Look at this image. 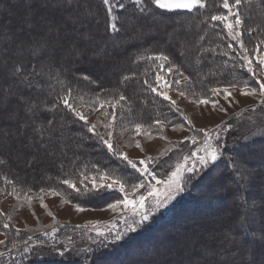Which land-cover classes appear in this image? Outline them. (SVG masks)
Segmentation results:
<instances>
[{
  "label": "trees",
  "instance_id": "obj_1",
  "mask_svg": "<svg viewBox=\"0 0 264 264\" xmlns=\"http://www.w3.org/2000/svg\"><path fill=\"white\" fill-rule=\"evenodd\" d=\"M40 1L0 0V36L7 40L6 43H2L1 47L6 44L9 45L0 51V151L4 152L7 157L0 155V159L5 161L4 164H0L1 189L22 192L52 190L71 196L73 192L62 184L61 180L71 178L73 172L79 174V172L84 171L88 172L89 175L95 174L96 168L104 172H113L120 177H126L129 182L132 180L128 175L129 171L125 168L116 167L115 161L106 154L107 150L95 143L94 136L88 134L81 122L68 123V121L77 118L65 108L62 103L63 97H67L75 107L83 105L84 101L94 104V107L100 105L102 101H116V116L123 124L131 126L140 124L147 127L156 124V120L163 122L179 120L177 114L171 110L172 108L163 102L157 94H154L150 87L157 85V75H165L161 71L166 66L169 67V63L180 73L185 71L194 74L195 87H193L202 93H206L216 85L241 84L246 78V72L240 69L239 57L242 55L240 45L224 33L221 22L211 20L212 15L224 12L223 0H203L205 7L193 9L190 13L186 11L180 13L165 12L161 16L159 15L160 10L154 9L157 12L156 16L150 19L140 17L138 21L139 13L135 5L129 0H123L127 7L123 10L117 9L114 12L116 18L112 23L117 25L118 31H106L111 19L105 12L102 0H54L55 3L59 4L57 6L59 9L53 10V14H50V10L48 11L46 6L39 5ZM72 1L73 4L70 5ZM230 4L235 5V0H230ZM89 6L96 12L94 19L92 17L85 18L81 13ZM235 8L241 15L244 33L249 32L246 27L253 26L262 31L261 34L258 31L255 32L257 36H260L259 39H264V0H242L239 7ZM245 10L246 13L243 12ZM128 16L134 17L128 20ZM178 18H184L187 21L182 23L183 27H180L178 32L171 36L169 32L173 34L172 26H175L176 22L174 25L170 21L178 20ZM152 19H163L170 23L169 25H161V34L145 35L146 30L139 28L138 24L140 22L149 24ZM248 19H252L253 24H249ZM5 20L8 21L4 24ZM78 22H85L86 28L91 27L93 23L94 26L100 27L102 33L99 34L96 31L92 38L91 45L95 50L105 48L111 44L110 41L113 38L119 41L127 39L135 27H137V39L122 44L117 48L119 50L115 52L110 51V54L106 56L104 66L98 67L95 66V63L92 65L87 63L86 66L89 67L90 71L77 73L75 71L77 69L75 67L76 62L77 60L83 62V56L74 54V49L72 45L70 46L72 44L71 38L67 42L58 39V36L57 38L54 37L55 39L49 38L50 29L48 28L55 24L66 29L69 25L73 28V24ZM20 29H25L28 34H21ZM250 33H247L246 37L252 38V41L253 37ZM28 39L35 41L36 48L34 49H40L36 55L32 54L34 49L27 53L20 49L21 42H28ZM18 41L19 43H17ZM12 43H17L19 47ZM263 43L264 40L261 46H264ZM229 45L232 47H228ZM69 50H71L72 58H70ZM158 56H166L168 59L166 61L149 59V57ZM160 65L163 67L161 68ZM20 66L23 68V75H12V71ZM102 69H106V72L102 73ZM25 76L27 79L24 78ZM125 77L128 79L125 80ZM8 91L11 94L1 98L2 94L4 96ZM21 96L28 100L30 106L37 109L36 114L40 119H31L33 113L26 111L25 105L21 103ZM120 96H124L125 99L120 101ZM79 99L81 100L80 103ZM107 105L108 110L111 111V105L108 103ZM49 109L51 111H48ZM4 114H9L11 117L6 123L1 122V119L6 116ZM48 118H54L58 126L65 125L63 129L55 133L57 151L51 155L54 157L52 162L47 161L45 157L39 158L44 156V152H39L34 164L36 167L34 172H26L27 169L22 166L17 168L10 156L11 144L14 143L12 141H27L28 139L39 141L41 139L39 133L33 132L32 127L25 125L34 124L39 128L46 124ZM85 136L91 138L82 139ZM44 139H47V136ZM63 144L69 146L65 149L66 155L59 150V146ZM77 144L80 146L77 147ZM262 148L264 145L260 149ZM255 152L256 150L251 151V155H255ZM93 164L96 165V168L92 167ZM120 164H123L122 161ZM250 164H252L250 161L242 160L239 163L241 166L239 171L246 170L243 169V165L250 166ZM217 165L220 169L214 170L213 167L198 178L192 186V195L182 198L162 219L147 226L140 233L130 234L129 237L115 241V243H112L113 241L107 243V247L103 245V242L92 246L89 264H101L100 253H105L106 257H110V260L115 262L114 264H137L138 262L169 264L172 255L166 256V249L168 248L165 247L168 244L173 245V248L170 247V249H173L175 255L176 253L179 254L180 249L187 248L188 243L193 248L196 240L199 242L205 240L207 242L205 249L215 250L221 257L218 260L217 258L214 260L201 259L195 264H216L217 262H220L219 264H247V262H243L246 249L240 242H235L233 239L244 230L250 232L253 237L256 235L264 236V190L261 191L263 188H259V186L253 190V187L259 184L257 179L253 181L255 183L249 184L240 176L241 184L238 185L235 179L233 181L230 175L232 172L228 171L227 164L223 165L218 162ZM262 165L264 174V164ZM246 172L248 171L246 170ZM217 179H219L218 182H215ZM228 181L231 184L227 186ZM221 189L225 191L221 195L223 202H212L211 197L215 198L214 195ZM112 197L113 194H106L102 200H108ZM77 198L79 197L77 196ZM239 199L245 200L247 205L240 206ZM252 200L262 204L255 208L250 202ZM227 202L237 205L236 210L229 211L226 208ZM209 209H212L213 212L216 211L219 217L211 219ZM178 213L184 214L183 218H186L184 220L176 219L175 216ZM240 219L244 220V225L239 227L233 225V228L229 229L230 223L236 224ZM165 224H167L165 228L157 231ZM197 224L210 234L202 238L200 233L198 235L192 230L188 231V227L197 226ZM194 234H196V238L192 239ZM41 237L37 236L44 242H55L54 239ZM157 237L158 239L153 242ZM64 239L65 237L62 238V240ZM104 240H106L105 237L102 238V241ZM134 240H139L135 242V246L132 248L127 246ZM262 240L261 244L253 246L256 256L253 262L257 264H261L263 261L264 239ZM123 245L127 247L122 248ZM146 250L148 252L145 254L141 253ZM196 251L198 252L199 249ZM159 257L165 258L159 262L157 260ZM191 257L193 256L189 258ZM43 261L47 260L44 259ZM68 262H71L70 264H83L80 259L63 261L62 258L55 256L51 258L49 264H66ZM27 263L39 264L40 260H31ZM180 263L179 260H174V264Z\"/></svg>",
  "mask_w": 264,
  "mask_h": 264
},
{
  "label": "rangeland",
  "instance_id": "obj_2",
  "mask_svg": "<svg viewBox=\"0 0 264 264\" xmlns=\"http://www.w3.org/2000/svg\"><path fill=\"white\" fill-rule=\"evenodd\" d=\"M129 1L134 4V0ZM72 4L73 1L70 3V5ZM113 4H115V0H113ZM39 5L46 6V9L48 11L50 10V14H53V10L59 9L57 7L59 4L55 3L54 0L50 2L48 0H41ZM85 9L81 11L84 17H92L94 19L96 16V12H94V10L90 6L88 8L86 7ZM115 11L116 10H114V12ZM232 11L238 12L235 7L232 8ZM114 12L112 13V17L110 18L111 23H113L116 18ZM243 12L246 13V10ZM218 15H228V10L224 9V12ZM132 17L134 16H128V20ZM63 18L64 17L62 16V20ZM178 20L170 21L172 24L176 22V25L174 24L175 26H172L173 34L169 32L171 36H173L174 33L178 32L180 27H183L182 23L187 21L184 18H178ZM7 21L8 20H5L4 24ZM66 21H68V19H66ZM170 22L163 19H152V22L149 24L138 22V26L139 28H144V30H146V33H144L145 35L152 33L161 34V25H169ZM234 22V17L230 16L228 23L234 24ZM248 22H250L249 24H253L252 19H248ZM222 25L224 28V33H226V35H228L230 39H232L231 35H229L230 30L225 27L224 23H222ZM48 29H50V32L48 34L49 38H57L58 36V39L64 40L65 42L69 41V38H71L70 40L72 41V44H70V46L72 45L73 49H78L80 52V56H83V62H81L80 60H77L76 62L75 67H77V69L75 71L77 73L90 71L89 67L86 66L87 63L89 65L95 63V66L98 67L104 66V63L107 59L106 56L110 54V51L115 52L116 50H119L117 48L122 44H127L129 43V41H135L137 39V27H135V29H133V33L127 39L119 41L118 39L113 38L112 41H110L111 44H109L105 48H98L95 50L91 45L93 35L96 31L99 34H101L102 32L100 31V27L98 25L94 26V23L93 25L91 24V27L88 28L85 27V22H78L73 24V28L69 25L66 29L61 27L59 24H55ZM77 29L79 30L77 31ZM248 29H250L251 31ZM254 29L256 28H254L253 26L246 27V30L251 32L250 35L253 37L252 41V38L248 39V37H246L247 33L249 32L244 33V31L242 30V25L237 30L242 31L240 40H242L244 47L248 49L247 54H249L253 59L252 67L256 75L253 76L252 74L246 72V78L243 83L237 84L235 88L229 87L228 90L232 93V96L228 100H225L222 95L213 94L211 91L212 88H210L206 93L197 91L194 88V74L192 75L191 72L185 71L180 73L178 70L172 67L171 63H169L170 66H166V68H163L161 72L165 74L162 75V81L166 80L167 85H170L171 87L166 86L164 83L157 84L156 87H158L159 90L166 92L171 100L176 102L175 106H173L169 101L163 100V98L159 95L157 96L172 108L170 109L175 114H177L179 120L173 122L161 121L160 124H152L150 126L148 125L147 127L141 126L140 134L137 135L135 127L136 125L131 126L123 124L118 116H116L115 120L112 121L113 126L110 129L113 132L111 142L113 143L114 147L119 152H123L125 155H127L129 159H132L137 163L140 159L147 160L149 157L153 158V160L157 161L159 166H157V164H150L149 167L155 169L154 174L157 180L164 181L171 176L172 172L177 170V167L179 165H183L186 169L193 163H197L198 156L204 155V153L198 151V149L204 147L205 132L210 131L211 135L208 138L213 146L216 145L218 136L222 139V141L226 142L225 148L221 149V153L223 154L222 157H218V161L213 162V164L215 165L214 170L220 169L217 165L218 162L222 163L223 165L227 164L229 167L228 171L232 172L230 175L233 178V181L235 179V181L239 185L241 184L240 175H238V173L240 172L239 167L241 168L239 163L242 160L248 162L250 161L252 163L250 164V166L243 165L244 168H242L246 169L252 174L254 173V175L258 177L257 181H259V184L253 187V190L257 189V186H259V188H263L261 190L263 191L264 174L262 171V164H264V148H260L262 147V145H264V105L260 103L261 97L259 96L258 92L255 96H242L240 94V89L244 86V83H247L251 87L259 89V85L256 83V81L260 80L261 82H264V71H262L255 62L257 49L260 50L261 54H264V46H261V43L264 39H259L260 36H257L255 34L256 31L260 32L261 34L262 31L258 30V28L256 30ZM20 31L21 34H28L25 29H20ZM246 39L248 40L246 41ZM28 40V42H21L20 49L24 53H27L36 48L35 41L30 39ZM3 42L6 43L7 40L4 37L1 38L0 36V47L2 46ZM234 42L239 44L238 41ZM17 43H19V41ZM17 43L12 44H15V46L18 47ZM7 46L9 45L6 44L1 47L0 51H2L3 48L6 49ZM17 49L19 50V48ZM69 52L70 58H72L71 50H69ZM240 52L241 54H245L243 53V51ZM177 61L180 62V60L178 59ZM169 68L172 69L171 72L168 71ZM105 72L106 69H102V73ZM176 80H179L180 83H174V81ZM226 86L228 85H216V87L221 88V90ZM181 92H184L185 95H180ZM9 94H11V92L8 91L4 96L2 94L1 98H5V96ZM203 98H210L213 101H218V106L216 108H213L212 103H209L207 105L199 104L198 101ZM80 102L81 100L79 99V103ZM83 103L84 104L81 106H76L77 111H80L87 117L89 125H97L96 131L98 133L105 134L106 130L103 127V124L107 123L109 120H112V117L109 116L108 120H106L104 112L99 109V105L94 107V104L92 103H87L86 101H84ZM105 107L108 109L107 103ZM221 108L224 110L221 111ZM6 116V118L3 117L1 119L2 123H6L7 120L11 119L9 114H7ZM189 121L191 123H188ZM78 122H81V124H83L82 121ZM217 125H220L221 128L226 127L227 131L218 132L216 130ZM196 129H204L205 132H197ZM88 134L90 136H93L92 133ZM192 136H196L195 144L191 140ZM104 138L108 139L106 134ZM22 141L23 140L12 141L14 143L11 144L10 156L12 157V161L15 162L14 165H16L17 168L19 166H22L27 169L26 172H34L36 170V167L34 165L27 166L24 163V157H22L20 154V145ZM94 141L105 150H107L106 154L109 155V158L115 161L116 167L125 168L129 171V174H127L132 178L130 182L128 181L129 185L131 183L137 182L135 179H133V174L136 176H138L139 174L135 173L134 169H131L130 166L126 165V162L122 161L118 157L113 156L108 151V149L100 141H98L96 136H94ZM137 141H139L140 143L139 148L136 147ZM23 142H26V140H24ZM168 149H171V151H167ZM254 150H256L255 155H251V151ZM193 152H196L197 156H192ZM162 153H166V155H161ZM0 155L6 157L5 153L2 151H0ZM43 155L44 156H41L39 158L43 159L42 157H45L47 161L50 160L52 162V159L54 157L47 153H43ZM37 157L38 154L36 158ZM119 161H122L123 164H120ZM233 161L236 162L235 165H233ZM197 167L201 166L197 163ZM212 168L213 167L204 168L203 171H201L190 183L184 185L185 190L183 192H180L178 194L173 193V195H175V199L165 203L162 207L157 206V199L164 200L168 195L167 185L164 183L156 184V181H153L151 179L147 181L146 183L154 184L158 189V192L154 197H147V188H144L133 194L132 198H135L139 195H144L147 197V202L144 208L139 209V211L147 212L149 214V219L147 221L141 222L139 225H137L135 221H139L140 216L135 215L134 210L131 207L124 209V207L121 206L120 210H118L117 212H113L112 210L107 208L108 203H114L117 198L123 199V194L115 190H113L112 192H105L101 197L84 201L79 200V198H77L76 196V193L72 189L71 191L73 193L70 196L64 194L52 195V190L22 192L17 190H4L0 188V240L5 241L4 244H0V253H3V255L0 256V264H28L27 262L31 260H40L39 264H49L51 258H53L54 256L60 259L62 258L63 261L80 259L82 260L83 264H89L92 256V246L103 242V245L107 247V243H110L111 241H113L112 243H115V241H117L115 239L117 234H123V238L121 239L123 240L126 237H129L130 234L140 233L147 226H150L158 220L162 219L171 211V208H173L181 201L182 198H186L192 195L191 189L197 179ZM111 174L117 176V178H122V176L120 177L113 172H111ZM91 175L89 176L91 177ZM183 175L188 176L191 174L185 171ZM177 179H179V177ZM218 180L219 179L215 180V182H218ZM230 184L231 182L228 181L227 186ZM223 191L224 189L218 191L217 194L214 195L215 198L211 197V201L219 203ZM106 194H113V197L108 200H102ZM25 197H31L32 199L29 201L25 199ZM41 200H43V203L47 205L46 208L40 206ZM66 200L70 202H65ZM239 201L240 206L243 207L247 205V203H245V200L239 199ZM76 202L81 203L86 210L77 212L73 206V204ZM250 202L255 208L260 207V205L262 204L259 201L257 202L256 200H252ZM226 208L229 211H235L237 205H232L231 203L227 202ZM208 211L211 212V219L219 217L217 216L218 214H216V211L213 212L212 209H209ZM49 212H51L52 215H48ZM243 221V219H240L238 223H230V226L228 227L229 229H232L233 225L236 227L242 226L244 225ZM6 223L9 225L8 228L3 227V225ZM129 224H131V226L136 230L128 231ZM77 225H81V227L77 228ZM53 228L56 229L55 232L52 231ZM187 229L188 231L192 230L193 233L196 234L200 233L202 238L207 237V235L210 234L209 232H206L201 225L198 224L197 226H191ZM98 231L103 233V235H98ZM196 234L193 235L192 239L196 238ZM37 236L54 239L55 242H44L43 239L37 238ZM29 237H31L30 240ZM64 237L65 239L62 240V238ZM103 237H105L106 240L102 241ZM250 237L252 238L250 239ZM233 240L235 242H240L244 249H246V254L243 256V262H247V264H257L256 262H253V260L256 259L255 249L253 248V246L255 247V244L257 245L262 243L263 240L261 239V237L257 235L253 237L250 232H245L244 230L240 232L238 236L234 237ZM204 241L199 242L198 240H196V244H194L195 246L193 248H191L190 243H188V245L186 246L187 248L180 249V251L178 252L179 254L176 253L175 255L173 254V249H170V247L173 248V245L168 244L167 247H165L168 248L166 249V256H169V254L172 255V260L169 264H174L175 259L179 260L181 262L180 264H195L198 260L201 259L214 260L217 258L218 260L221 256L219 257L218 252L215 250L213 251L212 249H205V247L207 246V242ZM13 243H15V247H13ZM197 248L199 249L198 252L196 251L198 250ZM190 256L193 257L189 258ZM164 258L159 257L157 258V260L161 262L164 260ZM44 259L47 261L44 262ZM262 259L263 261L261 262V264H264V255ZM68 263L70 264L71 262ZM100 263L114 264L115 262L110 259H104ZM219 263L220 262H217L216 264ZM137 264L143 263L138 262Z\"/></svg>",
  "mask_w": 264,
  "mask_h": 264
},
{
  "label": "snow or ice",
  "instance_id": "obj_3",
  "mask_svg": "<svg viewBox=\"0 0 264 264\" xmlns=\"http://www.w3.org/2000/svg\"><path fill=\"white\" fill-rule=\"evenodd\" d=\"M242 3V0H235V5L230 4V0H223V8L228 10V15H212L211 20L212 21H219L225 24V27L228 28L229 35H231V38L233 41H238L240 44V48L242 49L243 53L239 57L240 63V69L243 72H247L249 74H252L253 76L256 75L252 64L253 59L248 53V49L244 47V44L242 40H240V37L242 36V31H238L237 29L240 28L243 21L239 15L238 12H233V7H239V5ZM102 4L104 5L105 12L109 16V18L112 17V13L114 10H123L127 6L123 3V0H115V4H113V0H102ZM134 5L138 10L139 17H137V21L140 17L143 18H152L157 15V12L154 11V9L160 10L159 15L163 16V13H180L182 11L191 12L193 9H200L204 8L205 4L203 3V0H134ZM91 14V13H90ZM234 17V24L228 23L229 17ZM118 31V27L116 24L109 23L108 27L106 28V31ZM251 31V30H250ZM203 39V37H201ZM19 47V46H18ZM228 47H232V45H229ZM39 50L34 49L32 54L36 55ZM73 52L75 55H80V52L78 49H74ZM224 55H227V53H224ZM149 59H155V60H167L168 57H149ZM255 62L258 65V67L261 68L262 71H264V54L260 53V50H256V57ZM162 68L163 65H160ZM169 72L172 71L171 68L168 69ZM14 76H20L23 75V68L22 66L15 68L12 73ZM27 79V77H24ZM128 77H125V80H127ZM187 79V78H186ZM156 82L157 84L164 83L166 86L171 87L170 85H167V81H162V76L157 75L156 76ZM147 83V81H145ZM174 83L179 84L180 81L176 80ZM256 83L259 85V89L255 87H251L249 84L244 83V86L240 89V94L242 96H255L257 95V92L259 96L261 97L260 103L264 105V82H261L260 80H257ZM237 86L236 83H230L228 86L224 87L222 90L219 87H214L211 89L213 94L216 95H222L225 100H228L232 93L228 90L229 87L235 88ZM151 91L153 93H156L160 97L163 98L165 101H169L173 106H175V101L171 100V98L168 96V94L164 91H161L156 86H150ZM247 89V90H245ZM180 95H185L184 92H181ZM125 99L124 96H120L119 100L123 101ZM21 103L25 105L26 111H30L33 113L32 120L40 119L39 116H37V109H35L33 106H30L28 104V100L21 96L20 97ZM62 103L69 111H71L74 116L77 118L76 120L68 121V123H76L77 121H82L83 125L87 128L88 133H92L93 136H96L98 141H100L107 149L108 151L115 157H118L122 161L126 162L127 166H130L131 169L135 170V173H138L139 175L136 176L133 174V179H135L137 182L128 184V179L126 177L117 178V176L112 175L109 172H104L100 170L99 168H96V165L93 164L92 167L96 168V172L94 175L89 176L88 172L81 171L79 174L76 172H73L71 174V178H65L61 180V183L66 185L68 189L74 190V192L79 197V200H92L97 197H101L105 192H112L113 190L118 191L119 193L123 194V199L117 198L114 203H108L107 208L112 210L113 212H117L120 210L121 206L124 207V209H127L131 207L134 210L135 215L140 216L139 221H135L137 225H139L143 221H147L149 219V214L147 212H141L139 209H143L146 202L147 197H154L156 193L158 192V189L154 184L146 183L150 179L153 181H156V184L164 183L168 187V195L165 197L164 200L157 199V206L162 207L165 203L175 199V195L173 193H180L183 192L184 185L187 183H190L201 171H203L204 168H210L214 167L215 165L213 162L218 161V157H222L221 149L225 148L226 142L222 141V139L218 136L216 145L213 146V144L209 140V136L211 135V132H205L204 129H196L197 132H205L204 136V147L201 149H198V151L203 152L204 155L198 156L197 163L201 167H197V163H193L191 166L184 168L183 165H179L177 167V170L171 173V176L164 180L159 181L156 179V176L154 174L155 169L150 168V164H159L157 161L153 160V158L149 157L147 160L140 159L137 163L136 161L129 159L127 155H125L123 152H119L111 142V138L113 136V132L110 130L112 128V121L115 120L116 112L115 109L117 107L116 101H107V102H100L99 109L104 112L105 119L108 120V117L111 116L112 120H109L107 123L103 124V127L106 130V135L108 139H105V134L98 133L96 131L97 125L91 124L89 125L87 117L81 113L80 111H77L74 104H72L67 97L62 98ZM106 103L111 105V111H109L105 105ZM199 104L207 105L209 103H212L213 108H216L218 106V101H213L210 98H203L198 101ZM53 108H55V105H53ZM223 111L224 109H220ZM48 111H51L49 109ZM156 124H160V120L155 121ZM188 123H191L190 121ZM26 127L30 126L32 127L33 132H38L41 139L39 141H35L34 139H28L26 142H21L20 145V154L22 157H24V163L27 166H32L36 163V156L39 152H44L49 155H54L57 151V147L55 146V133L57 131H60L65 126L64 124L57 125L54 118H48L46 120V124H44L42 127L37 128L34 124L32 125H25ZM136 134H140V128L141 125L137 124L136 126ZM216 130L219 131H227V128H221L220 125L216 126ZM147 134V133H146ZM22 135V134H21ZM47 136V139H44V137ZM91 137H82V139H90ZM188 139V138H185ZM192 142L196 143V136L191 137ZM80 145L77 144V147ZM69 146L67 144H63L59 146V150L63 152L64 155L67 154L65 151L66 148ZM136 147H140L139 141L136 142ZM35 150V151H34ZM167 151H171V149H168ZM161 155H166V153H162ZM192 156H197L196 152L192 153ZM5 161L3 159H0V164H4ZM236 162L233 161V165H235ZM187 172L191 175L184 176L183 173ZM238 175H240L245 181H247L249 184L258 177L251 172H246V170H241ZM179 177V179H177ZM147 188V197L144 195L133 197V194L137 193L140 189ZM52 195H62V193H57L55 191L51 192ZM19 198V197H18ZM27 200H31V197H25ZM70 202V201H65ZM41 207L46 208L47 205L43 203V200H41ZM75 210L77 212L85 211L86 209L82 206L81 203L76 202L73 204ZM103 210V209H101ZM48 215H52L51 212L48 213ZM92 223V222H90ZM4 228H8L9 225L6 223L3 225ZM77 228L81 227V225H77ZM136 229L129 224L128 231H135ZM19 231V230H17ZM53 232L56 231L55 228L52 229ZM98 235H103L101 232H97ZM123 238V234H117L115 239L117 241L121 240ZM31 237H29V240ZM261 239H264V236L261 237ZM4 240H0V244H4ZM15 243H13V247H15ZM3 253H0V256H2Z\"/></svg>",
  "mask_w": 264,
  "mask_h": 264
},
{
  "label": "bare ground",
  "instance_id": "obj_4",
  "mask_svg": "<svg viewBox=\"0 0 264 264\" xmlns=\"http://www.w3.org/2000/svg\"><path fill=\"white\" fill-rule=\"evenodd\" d=\"M201 196H202V194H201ZM219 202L222 203L223 201L220 200ZM205 207H207V206H205ZM183 216H184V214H179V213H178V214H176L175 218L178 219V220H180V219L184 220V218H186V217L183 218ZM175 218H174V219H175ZM176 221H177V220H176ZM176 221H175V222H176ZM177 223L180 224V222H177ZM166 225H167V224L161 226L157 231H160L162 228H165ZM157 239H158V237H157L155 240H153V242L156 241ZM138 241H139V240H137V241L134 240V241L128 243L127 246H130V247L132 248L133 246H135V242H138ZM145 242H146V240H145ZM127 246H124V245H123L122 248H125V247H127ZM146 252H148V250H146V251H144V252H141V253H142V254H145ZM100 254H101V257H100V258H101L102 261H103L104 259H110V257H106L105 253H100Z\"/></svg>",
  "mask_w": 264,
  "mask_h": 264
}]
</instances>
